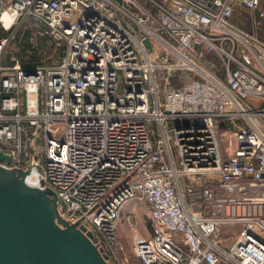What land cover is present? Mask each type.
Segmentation results:
<instances>
[{
    "label": "built area",
    "instance_id": "2783aa9c",
    "mask_svg": "<svg viewBox=\"0 0 264 264\" xmlns=\"http://www.w3.org/2000/svg\"><path fill=\"white\" fill-rule=\"evenodd\" d=\"M148 2L0 0V163L51 186L111 264L134 199L151 219L142 264H264V42L232 21L264 5ZM25 19L59 63H2ZM224 224L241 226L231 244Z\"/></svg>",
    "mask_w": 264,
    "mask_h": 264
},
{
    "label": "water",
    "instance_id": "95a60500",
    "mask_svg": "<svg viewBox=\"0 0 264 264\" xmlns=\"http://www.w3.org/2000/svg\"><path fill=\"white\" fill-rule=\"evenodd\" d=\"M26 172L0 163V264H111L82 218L63 217L56 191L29 185Z\"/></svg>",
    "mask_w": 264,
    "mask_h": 264
},
{
    "label": "rangeland",
    "instance_id": "374dc122",
    "mask_svg": "<svg viewBox=\"0 0 264 264\" xmlns=\"http://www.w3.org/2000/svg\"><path fill=\"white\" fill-rule=\"evenodd\" d=\"M143 3L151 9L154 8L148 0H143ZM235 13L232 18L233 22L240 12L235 10ZM257 15L256 20L264 22V19ZM250 21L249 24L252 25L254 30L251 17ZM14 29L16 30V38L11 40L5 49L2 58L4 65H12L15 60L20 61L22 64L31 62L32 64L53 65L56 64L55 61L58 58L60 59L62 49L56 47L52 37L32 19H25L22 24ZM6 33L9 35L11 31ZM172 151L175 153L174 146H172ZM120 183L121 181L117 185ZM129 214L134 216V227H131L128 223ZM240 227V225L224 224L221 235L225 238L223 242L231 244ZM151 238V219L148 205L136 199L127 201L117 222V243L115 245L117 260L113 264H142L137 254L140 247L137 246V242L139 239L145 241V239L150 240Z\"/></svg>",
    "mask_w": 264,
    "mask_h": 264
},
{
    "label": "crops",
    "instance_id": "0c3cea01",
    "mask_svg": "<svg viewBox=\"0 0 264 264\" xmlns=\"http://www.w3.org/2000/svg\"><path fill=\"white\" fill-rule=\"evenodd\" d=\"M261 5H264V0H261ZM235 10L239 11L240 13L236 16V19L234 20V22L236 21L237 25H239L241 28L247 30L248 32L254 34L259 40L264 42V22L256 20L257 12L255 10L253 11V10H251V9L241 5V4L237 5ZM250 17L252 19L254 30L252 29V25L249 24V23H251ZM255 21L258 22V25L255 23ZM258 27H259V29L257 30Z\"/></svg>",
    "mask_w": 264,
    "mask_h": 264
},
{
    "label": "trees",
    "instance_id": "16d2710c",
    "mask_svg": "<svg viewBox=\"0 0 264 264\" xmlns=\"http://www.w3.org/2000/svg\"><path fill=\"white\" fill-rule=\"evenodd\" d=\"M62 56H63V51L61 52V57H60V59L58 58V60L57 61H55V63L57 64V62L59 63L60 61H61V58H62ZM26 65H31L32 63L30 62V63H25Z\"/></svg>",
    "mask_w": 264,
    "mask_h": 264
}]
</instances>
